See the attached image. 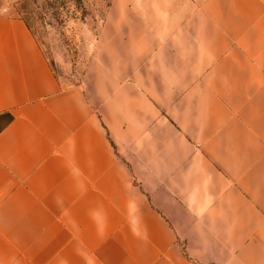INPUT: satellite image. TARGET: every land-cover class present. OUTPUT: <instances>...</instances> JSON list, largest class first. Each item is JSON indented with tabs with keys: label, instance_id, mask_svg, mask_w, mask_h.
<instances>
[{
	"label": "crops",
	"instance_id": "obj_1",
	"mask_svg": "<svg viewBox=\"0 0 264 264\" xmlns=\"http://www.w3.org/2000/svg\"><path fill=\"white\" fill-rule=\"evenodd\" d=\"M62 87L0 0V264H264V0H115Z\"/></svg>",
	"mask_w": 264,
	"mask_h": 264
},
{
	"label": "rangeland",
	"instance_id": "obj_2",
	"mask_svg": "<svg viewBox=\"0 0 264 264\" xmlns=\"http://www.w3.org/2000/svg\"><path fill=\"white\" fill-rule=\"evenodd\" d=\"M22 18L62 87L80 85L115 20V0H1Z\"/></svg>",
	"mask_w": 264,
	"mask_h": 264
}]
</instances>
